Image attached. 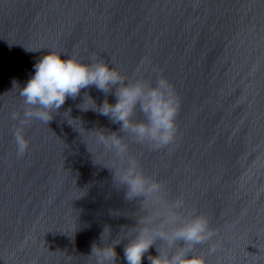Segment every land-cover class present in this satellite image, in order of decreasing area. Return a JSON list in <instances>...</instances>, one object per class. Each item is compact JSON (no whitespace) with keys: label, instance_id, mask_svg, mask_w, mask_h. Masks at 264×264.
Instances as JSON below:
<instances>
[{"label":"water","instance_id":"water-1","mask_svg":"<svg viewBox=\"0 0 264 264\" xmlns=\"http://www.w3.org/2000/svg\"><path fill=\"white\" fill-rule=\"evenodd\" d=\"M46 48L103 59L129 81L163 76L179 101L174 140L154 149L81 110L94 107L85 93L115 101L89 86L47 124L28 122L18 156L10 113L25 106L12 81L22 87ZM130 119L145 116L137 106ZM112 132L120 156L96 138ZM129 157L163 186L159 203L125 199L114 172ZM176 199L182 217L203 215L214 231L192 249L206 264H264V0H0V264H95L92 245L117 240L115 264H125L137 221L155 226Z\"/></svg>","mask_w":264,"mask_h":264},{"label":"clouds","instance_id":"clouds-1","mask_svg":"<svg viewBox=\"0 0 264 264\" xmlns=\"http://www.w3.org/2000/svg\"><path fill=\"white\" fill-rule=\"evenodd\" d=\"M32 68L31 75L22 87H18L15 80L12 81V87H17V95L22 98L25 106L22 113H10V118L17 121L18 125L13 132L18 156L23 155L27 148L28 142L23 135V127L28 122L36 120L47 124L66 98L75 99L81 89H87L89 86H94L105 94L112 90L115 101L109 103L104 99L97 106L85 93L94 107H79L81 110L91 108L108 117L112 123L118 122L121 129L132 133L138 141L150 143L154 149L170 144L175 138V115L179 101L169 82L159 74L155 84H149L142 78L129 81L103 59L84 62L73 56H63L62 52L52 49L41 55ZM137 106L144 114L145 120L132 122L130 117ZM69 111L70 109L65 110L67 113ZM67 123L71 125L68 120ZM96 138L105 147L113 149L117 156L126 150V146L115 132L108 136L101 133ZM114 178L117 183L126 186L125 199L142 197L139 204L150 199L159 203L162 199L163 186L159 181L143 175L138 170L134 158L129 157L126 167L119 175L114 172ZM183 207L182 199L163 205L158 213V223L153 227L147 226L152 223L148 218L143 222L137 221L142 223V226L128 238L123 247L125 264H141L142 257L148 264H206L204 256L194 254L192 249L196 244L209 240L214 231L203 215L188 213L182 217L178 210ZM106 228L107 226L102 233ZM157 239L163 243V247L156 245V255L145 256ZM180 241L183 243H178ZM118 243L119 240L102 247L93 244L91 254L95 256V264H115L117 254L114 245ZM216 247L210 245L209 251H216Z\"/></svg>","mask_w":264,"mask_h":264}]
</instances>
